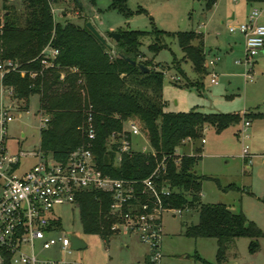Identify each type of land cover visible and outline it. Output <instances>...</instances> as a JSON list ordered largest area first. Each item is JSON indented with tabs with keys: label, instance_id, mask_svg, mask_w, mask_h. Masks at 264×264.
<instances>
[{
	"label": "trees",
	"instance_id": "obj_1",
	"mask_svg": "<svg viewBox=\"0 0 264 264\" xmlns=\"http://www.w3.org/2000/svg\"><path fill=\"white\" fill-rule=\"evenodd\" d=\"M20 1L21 8L2 4L0 63L11 61L16 66L5 70L0 82L11 89L17 101L23 102L24 110L30 95H39L40 113L48 117L39 133L42 151L57 161H64L72 150L84 145L85 121L90 112L96 133L92 152L103 172L114 177L140 179L148 176L156 162L166 157V179L172 189L166 199L168 205L198 212L197 222L186 225L185 234L192 238L211 237L217 243L214 263L198 259L204 264L228 263L226 252L240 237L250 238L249 251L255 252L257 238L263 232L253 221L241 211L232 212L224 203L201 201V182L211 178L197 174L194 169L200 160V147H195L193 154L174 152L183 146L185 138H191L192 142L201 138L205 126L219 132L239 122L241 116L196 109L165 111L164 72L140 51L142 38L147 34L154 36L148 45L153 54L166 47L159 40L161 36H175L183 52L182 59H187L192 70L202 77L208 73L204 65L203 34L193 30L167 33L155 27L152 31L124 29L117 31L119 39L115 40V47L107 48L86 28V21L83 25L74 23L65 19L64 13L60 19L55 18L51 9L60 0ZM88 1L95 4V0ZM215 1L205 0V8L210 9ZM246 2L264 3V0ZM110 7L131 15L126 0H112ZM47 45L58 50L52 66L41 63V51ZM175 62L174 59V67L185 75ZM138 64L147 67V71H142ZM191 84L197 88L202 86L199 79ZM128 119L139 124L155 153L131 150L123 153L120 163H116L117 143L110 142L109 138L112 132L121 131ZM228 189L239 188L234 184L223 188ZM76 200L83 232L102 237L112 235L111 220L106 217L110 204L108 193L84 190ZM57 225H61L60 221Z\"/></svg>",
	"mask_w": 264,
	"mask_h": 264
},
{
	"label": "rangeland",
	"instance_id": "obj_2",
	"mask_svg": "<svg viewBox=\"0 0 264 264\" xmlns=\"http://www.w3.org/2000/svg\"><path fill=\"white\" fill-rule=\"evenodd\" d=\"M78 2L80 7L72 0H60L53 4L55 18L60 19L64 13L65 19L80 25L90 21L111 47L116 44L111 33L124 29L152 31L155 27L167 33L191 30L204 33L205 57L209 59L217 54L221 59L214 70L217 84L211 83L208 73L198 77L190 62L182 59L183 52L175 36H161L159 40L166 47L153 54L148 45L153 42L154 36L147 34L142 38L140 51L146 58L153 59L156 68L164 72L162 99L165 111L196 109L202 112L239 113L241 116L239 122L219 132L212 126H206L202 134L205 143L201 144L199 138L188 146L183 145L178 151L189 154L194 153L196 145L203 148L202 158L194 167L197 174L211 178L202 180L203 203L221 202L232 212L241 211L263 232L257 238L258 249L255 252L249 251L250 238L235 239L226 252L228 262L264 264V116H243L245 112L264 113V55L254 58L252 70L246 77L245 64L236 62L244 55L241 41L231 51L220 49L214 53L216 47L232 43L234 35L229 34L228 26L245 22V16L254 8L263 13L264 3L216 0L211 10H207L205 0H126L127 10L131 12L128 15L111 8L112 0H95V4L88 0ZM3 3L21 8L20 0H0V16ZM234 12L236 18L232 22L230 18ZM174 59L185 75L174 67ZM197 79L202 82L200 88L191 84ZM0 104L18 107L12 111L14 120L7 125V150L14 152L19 148L38 146L41 117L39 95H30L27 110H24L23 102L17 101L0 82ZM245 119L249 120V126L246 128L248 136L243 140L241 130ZM21 134H24L23 139ZM245 146L249 153L245 158L248 162L244 161L242 154ZM132 147L136 150L152 149L148 139L139 135L132 137ZM229 184L239 189L223 190ZM54 214L60 220L59 232L74 233L86 246L43 250L40 252L42 257H66L80 264H147V246L137 235L112 234L107 241L100 234L85 233L81 227L79 208L75 204L58 205L54 207ZM197 220L196 209L183 210L181 214H174L169 209L161 212L162 264H204L201 259L215 262L217 243L214 238H192L185 234V226Z\"/></svg>",
	"mask_w": 264,
	"mask_h": 264
},
{
	"label": "built area",
	"instance_id": "obj_3",
	"mask_svg": "<svg viewBox=\"0 0 264 264\" xmlns=\"http://www.w3.org/2000/svg\"><path fill=\"white\" fill-rule=\"evenodd\" d=\"M51 11L54 14L53 8ZM260 14V10L253 9L245 22L228 26V32H238L243 37L244 55L236 62L245 64L246 77L252 70L254 58L264 48V23L257 21ZM41 54V63L52 66L58 50L47 45ZM215 62V57L204 62L206 69L210 68L208 74L213 84H217ZM15 66L11 61L0 63L1 77L5 70ZM17 108L0 104V264H80L66 257L45 258L40 252L72 249L68 234L59 232L61 225H57L60 220L54 214V207L69 203L79 208L77 195L92 189L110 196L106 217L111 220L112 234L137 235L147 246V264H162L160 214L167 209L174 214L184 210L171 207L166 201L172 193L166 179V157L156 162L148 176L140 179L114 177L103 172L92 152L96 133L90 112H87L84 128L86 143L72 150L64 161L43 152L40 144L9 152L7 125L14 120L12 111ZM47 121L48 117L41 114L39 129L45 127ZM243 125L244 140L248 136L249 120L245 119ZM137 135L147 138L132 119L124 122L121 131L111 133L110 142L117 143L116 163H120L123 153L136 150L132 147V137ZM204 141L201 138V142ZM189 142L192 139L187 137L182 145ZM181 147L175 149V154H182L178 151ZM136 151L155 153L153 149ZM242 154L244 158L249 155L246 146ZM104 238L108 241V236Z\"/></svg>",
	"mask_w": 264,
	"mask_h": 264
},
{
	"label": "crops",
	"instance_id": "obj_4",
	"mask_svg": "<svg viewBox=\"0 0 264 264\" xmlns=\"http://www.w3.org/2000/svg\"><path fill=\"white\" fill-rule=\"evenodd\" d=\"M216 3V2H215ZM214 3V4H215ZM248 3V2H247ZM214 4H213V6H214ZM249 4H252V3H249ZM212 6V7H213ZM211 7V8H212ZM211 8L210 9H208V10H211ZM255 9V8H254ZM250 14V13H249ZM248 14V15H249ZM248 15H246L245 16V18L247 19V16ZM235 18H236V14H235V12L231 15V21L232 22H235ZM257 21L259 22V23H264V12L262 13V10H261V14H260V16L258 17V19H257ZM202 34H203V38H204V44H205V35H204V33L203 32H201ZM229 34H232V35H234V37L232 38V43H227V46H226V44H223V46H221V48L220 47H216V51L214 52V53H216V52H218L220 49H224V50H228L229 49V51H231L232 49H233V47L237 44V42H240L241 41V43H242V46H243V37H242V35L241 34H239V33H230L229 32ZM205 47V46H204ZM264 55V48H263V50H262V52L261 53H259L258 55ZM205 56H206V51H205ZM212 57H215L216 58V62H215V65H214V67H213V70H216V68H217V66H218V63L220 62V57L217 55V54H213V56ZM205 59H207V58H205ZM209 69L210 68H208L207 69V72L209 71ZM218 83V82H217ZM246 113V112H245ZM248 114H250V115H252V116H264V113H251V112H248ZM205 128H206V126H205ZM205 128L203 129V131L205 130ZM203 131H202V134H203ZM201 138H203V137H201ZM204 139V138H203ZM205 140V139H204ZM200 142H201V139H200ZM191 143H193V142H191ZM203 143H205V141L203 142ZM202 142H201V144H203ZM190 145V142L189 143H185L184 144V146L185 145ZM187 145V146H188ZM193 145V144H192ZM184 146H182V147H184ZM186 146V147H187ZM195 147H200V149H201V152H200V159L202 158V150H203V148H202V146H199V145H196ZM189 154H193V153H189ZM263 155V154H262ZM200 161V160H199ZM244 161L245 162H248V160H246L245 158H244ZM246 169H249V167L248 166H246L245 167ZM201 184H202V182H201ZM200 195H201V192H200ZM147 255V254H146ZM145 261H146V257H145ZM233 264H235V263H233Z\"/></svg>",
	"mask_w": 264,
	"mask_h": 264
},
{
	"label": "water",
	"instance_id": "obj_5",
	"mask_svg": "<svg viewBox=\"0 0 264 264\" xmlns=\"http://www.w3.org/2000/svg\"><path fill=\"white\" fill-rule=\"evenodd\" d=\"M75 1H77V0H75ZM85 26L97 38V40H99V42H101L107 48H111V45L109 43H107L106 39L97 31L95 26L90 21H86ZM111 36L116 41L119 39V33H117V32H112ZM125 59L127 61H130L131 64H136L135 61L130 60L129 58H125ZM138 66L142 71H147V67L143 66L142 64H138ZM68 236L71 240V247L72 248H84L86 246L85 242L82 239H80L79 237H77L75 234L68 233ZM226 264H233V263L228 262Z\"/></svg>",
	"mask_w": 264,
	"mask_h": 264
}]
</instances>
